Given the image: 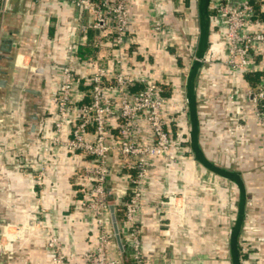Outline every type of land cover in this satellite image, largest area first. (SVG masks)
<instances>
[{
    "label": "crops",
    "instance_id": "0c3cea01",
    "mask_svg": "<svg viewBox=\"0 0 264 264\" xmlns=\"http://www.w3.org/2000/svg\"><path fill=\"white\" fill-rule=\"evenodd\" d=\"M9 3L0 17V46L4 39H10L9 51L0 48V78L6 81L0 88V118L5 124L0 129V141L5 142L7 150L6 157H0V221L23 225L29 218L39 217L42 227L13 240V255L6 264H52L44 248V233L48 229L58 236L62 252L72 255L66 264H85L77 254L94 248L96 232L93 219L79 204L84 194L74 169L80 160L53 147L45 154V175L40 189L35 187L32 177L38 167L41 136L51 134L52 97L61 50L67 41L76 39L77 23L87 17L64 0H9ZM213 3L214 0H128V33L132 39L128 49L129 71L166 82L162 85L163 95L187 101L184 121L169 126L172 144L168 156L153 159L149 166L141 217L142 250L147 263L158 257L163 264H244L239 242L241 231L250 228L262 231L257 224L251 227L248 224L246 201L264 197V133L249 121L238 126L236 130L243 137L235 141L220 126L219 119L226 120L231 112L228 107L231 102L225 94L232 75L222 63L227 57V44L222 27L213 22ZM158 15L173 28L169 38H158L151 31V22ZM91 33L88 31L87 35ZM175 38L180 43V53L176 55L175 50L166 47ZM17 54L23 55L31 67L42 68V72L15 66ZM255 55L263 68L257 81L261 78L264 81V47L255 45ZM182 58L188 60L187 66ZM100 61L107 65L108 56L102 54ZM236 83L244 86L247 82L237 77ZM188 85L191 93L187 99ZM219 91L220 97L214 102L212 98ZM210 97L215 105L209 102ZM191 99L195 139L188 107ZM237 99L246 112L248 105L243 103L244 99ZM9 110L11 122L19 127L13 132L6 130L11 122L4 111ZM163 112L167 118L175 115L168 107ZM109 123L112 126L115 121L110 119ZM27 137L31 141L24 144ZM139 137L144 141L151 138L145 124ZM218 146L228 149L220 153ZM20 158L24 164L17 167L14 162ZM201 175L209 183L226 184L227 189L222 190V211L231 212L232 216L231 225L224 232L225 249L220 245L223 259L210 263L197 261L202 238L192 221L193 207L188 211L187 230L181 232L176 227V216L157 205L165 193H191ZM126 182V171L119 166L118 158L113 157L106 185L109 204L124 196ZM109 221L112 223L111 218ZM110 252L127 264L126 253L121 252L115 239ZM5 255H0V261Z\"/></svg>",
    "mask_w": 264,
    "mask_h": 264
},
{
    "label": "built area",
    "instance_id": "2783aa9c",
    "mask_svg": "<svg viewBox=\"0 0 264 264\" xmlns=\"http://www.w3.org/2000/svg\"><path fill=\"white\" fill-rule=\"evenodd\" d=\"M81 11L86 21L77 23L78 36L67 41L61 50L58 63V78L53 90V121L51 134L40 139V157L32 177L38 189L45 175L46 153L57 147L62 152L76 156L80 160L75 167V175L83 187L80 206L93 219L96 244L93 249L77 254L85 264H124L121 257L111 256L114 232L109 221V205L115 206L119 218L114 220L121 252L126 253L127 264H163L155 257L150 263L144 258L141 241V217L145 209L142 201L149 166L153 159L167 157L172 138L169 126L184 121L186 99L175 100L162 94L166 82L155 81L139 72L129 71V47L132 39L128 33V0H64ZM211 8L215 15L213 22L223 27L228 40L225 63L238 73H263V68L255 59V45L264 47V20L255 16L252 1L214 0ZM6 0H0V17L7 10ZM152 33L162 38L164 24L158 15L150 25ZM92 32L90 36L87 32ZM96 31V34H93ZM161 34V36H160ZM88 49L89 52H85ZM108 56V64L103 65L101 55ZM17 67L42 72V68L31 67L21 54L14 59ZM244 80V79H243ZM247 88L240 96L246 97L251 106L253 118L264 133V81ZM234 94V93H233ZM87 98V101H83ZM229 98V97H228ZM231 98V97H230ZM168 107L175 115L167 118L164 109ZM10 122L11 112L4 111ZM113 119L114 125L109 121ZM145 124L150 140L144 141L139 132ZM5 124L0 118V129ZM112 128L114 133H112ZM19 129L14 122L7 131ZM27 137L23 143L27 144ZM5 142L0 141V157H6ZM113 157L127 173L124 196L113 204L108 202L107 181ZM21 158L14 162L20 167ZM157 205L166 213L177 217L179 231L187 230L186 207L175 193L159 199ZM166 208V209H165ZM43 210H40V215ZM115 219V211H113ZM42 227L39 217L29 218L23 225L2 223L0 225V253L5 254V262L10 258L7 244L16 239L6 237L20 231L22 238L26 231ZM6 232V234H4ZM18 237V238H19ZM44 248L52 264H66L71 254H64L58 236L52 230L44 233ZM5 252V253H4ZM0 254V255H1Z\"/></svg>",
    "mask_w": 264,
    "mask_h": 264
},
{
    "label": "rangeland",
    "instance_id": "374dc122",
    "mask_svg": "<svg viewBox=\"0 0 264 264\" xmlns=\"http://www.w3.org/2000/svg\"><path fill=\"white\" fill-rule=\"evenodd\" d=\"M162 21L164 24V33H162L163 35L162 39H165L166 37L169 38V35L171 33V30H173V28L167 21H164L163 19ZM223 34H224L223 36L225 42L228 45V40L226 38V34L224 31ZM179 45H180L179 39L175 38L173 40L172 39L169 40V44L166 47L175 50L176 52L174 53V55H176V53H180ZM226 59L227 57L223 60L222 63L223 65H225V67L229 69L230 71L229 73L230 75H232L231 78L232 81L230 83L231 86L229 88V91H227L225 94L226 98L229 100V102H231V103L228 102L229 111L231 110V112L226 118V120L225 118L219 120H222V124H220V126L221 127L223 126L225 131L229 133L228 134L229 139H234L235 141H237L236 138L243 137V134H238L236 130L238 126H243L245 123L252 121L256 125L257 129L258 128L260 129V127L257 121L253 118L251 106L250 103L248 102V99L243 96L239 97L241 91L247 88V85L245 84L244 86H241L239 85V83H236V78L238 77V73L236 69L229 67L225 63ZM183 64L184 66H187L188 60L186 58L183 59ZM188 88H189L188 90V98H189L191 91H190V87ZM217 94L218 95H216L215 97L213 96L214 98H212L214 99L213 100L214 102H216L215 101L216 99H219L221 92L219 91ZM191 97H193V93ZM236 97L239 99L240 98L244 99L243 103L248 105L246 112L242 110V108L240 107V103ZM212 99L210 97L209 102H211ZM213 101H212V105H215ZM218 105L220 106V101L218 102ZM188 107H189V116L191 115L190 124L193 128L192 137L193 139H195L196 121L194 118V104L192 99ZM227 149L228 148L226 147L222 148V146L220 147L218 146L219 152ZM225 189H227L225 183L223 182L215 183L212 181L209 183L207 179L201 175V177L196 182L195 186L192 188L191 193H175L176 197H178V199L180 198V202L183 203L184 207H186L185 218L187 220V224L189 223L188 211L190 207L192 206L195 211V214L193 215L194 219H192V221L196 224V230L199 231V236L202 238L201 240L202 244L200 247H198V252H197L198 262L205 261L206 263H210L212 261L214 262L215 260L223 259V257H221L222 253L220 252V245H223V249H225L224 232L231 225V218H232L231 212L222 211V197H223L222 190ZM229 191L231 192L230 189ZM168 194L170 193H165L161 195L160 199L164 200L166 195ZM253 203H255V205ZM246 204H247L246 215L247 218L249 217L248 218L249 221L247 220L248 224L251 223L250 227L253 224H257L256 227H261L262 231L261 232L254 231L251 228L249 230L246 229V231L245 230L241 231L239 236V242L241 246V253L244 254L245 256L243 262H245L244 264H264V197H261L256 201L248 198ZM7 222L8 221L6 220L0 221V225H2V223H7ZM4 264H6V262H4Z\"/></svg>",
    "mask_w": 264,
    "mask_h": 264
},
{
    "label": "water",
    "instance_id": "95a60500",
    "mask_svg": "<svg viewBox=\"0 0 264 264\" xmlns=\"http://www.w3.org/2000/svg\"><path fill=\"white\" fill-rule=\"evenodd\" d=\"M9 4H10L9 3V0H6L5 7L7 9L9 8ZM0 48L3 49V50L9 51V48H10V39H4L3 42H2V44H1V46H0ZM5 82H6L5 79L0 78V88L4 87ZM188 87H189V85H188ZM188 90H189V88H188ZM26 91H31V90L30 89H26ZM186 98L188 99V97H186ZM31 129H33V125L31 127ZM109 211H110V218H111V222H112L111 223L112 224V230L114 232V238H115V241H116L117 245L121 248V244H120V241H119V238H118V234H117L116 223L114 221L113 206L112 205H109ZM13 242L14 241L12 240V241L8 242V244H7L8 251H9L8 253L11 256L13 255L12 254V251H11V248L13 246L12 245ZM1 255L3 256V254H1ZM4 262H5V259H3L2 261H0V264H4Z\"/></svg>",
    "mask_w": 264,
    "mask_h": 264
},
{
    "label": "trees",
    "instance_id": "16d2710c",
    "mask_svg": "<svg viewBox=\"0 0 264 264\" xmlns=\"http://www.w3.org/2000/svg\"><path fill=\"white\" fill-rule=\"evenodd\" d=\"M251 4L253 7L255 16L258 17L259 19L264 20V0L252 1ZM257 74H258V72L245 74V75H243V79L247 83L254 85L257 82ZM107 198H108V202H109L110 199H109V197H107ZM118 218H119V213L115 210V219L117 220ZM236 255H237V250L234 252L235 257H236Z\"/></svg>",
    "mask_w": 264,
    "mask_h": 264
},
{
    "label": "bare ground",
    "instance_id": "6f19581e",
    "mask_svg": "<svg viewBox=\"0 0 264 264\" xmlns=\"http://www.w3.org/2000/svg\"><path fill=\"white\" fill-rule=\"evenodd\" d=\"M21 233H22V232H21ZM21 233H20V231H18V232L15 233V234H12L11 232H8L7 234H6V232H5L4 234H6V237L12 238V237H14V236H18V235H20ZM21 235H22V234H21Z\"/></svg>",
    "mask_w": 264,
    "mask_h": 264
}]
</instances>
